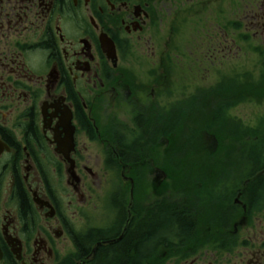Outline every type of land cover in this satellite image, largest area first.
<instances>
[{"label": "flooded vegetation", "instance_id": "obj_1", "mask_svg": "<svg viewBox=\"0 0 264 264\" xmlns=\"http://www.w3.org/2000/svg\"><path fill=\"white\" fill-rule=\"evenodd\" d=\"M249 90L264 0H0V264H97L161 210L134 264H264Z\"/></svg>", "mask_w": 264, "mask_h": 264}, {"label": "trees", "instance_id": "obj_2", "mask_svg": "<svg viewBox=\"0 0 264 264\" xmlns=\"http://www.w3.org/2000/svg\"><path fill=\"white\" fill-rule=\"evenodd\" d=\"M167 124L162 125L165 127ZM264 148V145H262ZM264 174V172H263ZM161 217L171 218L170 214L166 210H161L159 212ZM179 224L185 223V219L177 218ZM133 222V221H132ZM159 221L154 219L144 220L141 225L127 231L126 236L116 245L109 248H105L99 252V255L102 254V259H99L97 264H134L136 261V255L139 250V241L145 238H148L150 234L157 227ZM100 250V249H99ZM133 256H130V255Z\"/></svg>", "mask_w": 264, "mask_h": 264}, {"label": "rangeland", "instance_id": "obj_3", "mask_svg": "<svg viewBox=\"0 0 264 264\" xmlns=\"http://www.w3.org/2000/svg\"><path fill=\"white\" fill-rule=\"evenodd\" d=\"M165 37V36H164ZM253 60H254V58L253 57H249L248 58V64H247V66L250 68L251 67V65H252V63H253ZM184 77V76H183ZM182 77V78H183ZM254 79H252L251 81H253ZM250 84V83H249ZM256 83H254V84H252V85H254V86H256L255 85ZM258 88H260V85L258 86ZM248 93H249V95L252 97L253 95H257V97H258V101H262V104H259V106H257V110L259 111V112H261V111H263L264 110V96H260V95H258L259 94V92H258V94H256L255 93V91H251V90H249L248 91ZM253 98V97H252ZM243 107H245V106H243ZM251 111H256L255 109H251L249 112H251ZM262 114L261 113H258V117L259 116H261ZM192 120V119H191ZM247 120V119H246ZM185 124V126H187L188 128L189 127H192V125H189V124H187V123H184ZM189 135H190V133H188L187 131L186 132H184V134H183V136H182V139L180 138V144H181V148H180V153L181 154H190V151H191V149H190V147L188 146V143H187V141L190 139V137H189ZM182 142V143H181ZM183 145H184V148H182L183 147ZM186 158H191V157H186ZM186 158H184V159H186ZM178 168H180L179 170H177V171H174V172H172V176H171V178H168V181H166V183H165V186L163 187L164 189H166V190H169V191H172V192H174L175 191V188L177 187V182L174 180L175 178H178V181H182V180H185V181H183L182 183H185L186 182V179H185V177H186V175H188L189 174V172H192V170H189L187 167H185V164L184 165H180ZM226 171H228V170H226ZM199 171H197V170H194L192 173H191V176H194V175H196L197 173H198ZM191 180V179H190ZM262 206H264V202H263V204H262Z\"/></svg>", "mask_w": 264, "mask_h": 264}, {"label": "bare ground", "instance_id": "obj_4", "mask_svg": "<svg viewBox=\"0 0 264 264\" xmlns=\"http://www.w3.org/2000/svg\"><path fill=\"white\" fill-rule=\"evenodd\" d=\"M250 158L252 159H256L258 160V162L256 163V168L254 170H252L250 173L247 174L246 178L250 177L251 180V184L253 185L254 182L256 180H258V174L261 170H264V148L263 146H256L253 147L252 153L250 155ZM259 189L261 192H264V183H259ZM241 193L244 197H247V194L244 192V189H241ZM251 200V199H250ZM129 218H127L126 223L128 222ZM171 222V220L169 218H165V217H161L159 219V224L160 227L157 229V234H163L167 231L166 228H164V226L169 225V223Z\"/></svg>", "mask_w": 264, "mask_h": 264}]
</instances>
